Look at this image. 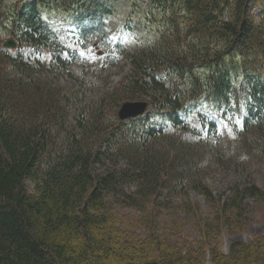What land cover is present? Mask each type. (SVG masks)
I'll use <instances>...</instances> for the list:
<instances>
[{
  "label": "trees",
  "instance_id": "obj_1",
  "mask_svg": "<svg viewBox=\"0 0 264 264\" xmlns=\"http://www.w3.org/2000/svg\"><path fill=\"white\" fill-rule=\"evenodd\" d=\"M19 1L0 0V32L48 48L50 60L0 45V264H264V235L232 241L225 253L219 240L243 230L246 199L264 207V190L249 177L232 180L223 198L206 181L211 165L248 173L262 153L264 9L252 14L262 0H147L161 18L150 11L153 39L114 52L125 75L85 100L60 85L74 56L36 12L42 2L70 13L78 0H34L22 14ZM135 100L150 114L118 119L119 105ZM193 100L204 110L182 119ZM225 129L233 144L222 142ZM190 190L207 213L195 210ZM161 193L181 195L174 212L185 214L156 230L153 219L168 208ZM126 209L139 214L138 234L120 218Z\"/></svg>",
  "mask_w": 264,
  "mask_h": 264
},
{
  "label": "rangeland",
  "instance_id": "obj_2",
  "mask_svg": "<svg viewBox=\"0 0 264 264\" xmlns=\"http://www.w3.org/2000/svg\"><path fill=\"white\" fill-rule=\"evenodd\" d=\"M4 1L9 2L11 0ZM86 1L89 3L90 0ZM100 1H103L106 5L105 8L112 13L106 21L107 31L109 35L111 33L110 44L106 43V45H102L99 41H96V43L92 41L87 47H80L82 54L80 63L71 66V76H65L59 81L61 86L69 89L71 93L73 92L77 98L81 100L94 98L105 90L116 86L125 75L128 68L127 65L122 68V65L112 64L110 56L115 51L112 45L120 42L126 49H133L134 46L146 44V41H149L153 37L156 29V25L148 20V16L152 14L150 11L154 12L157 16L158 9L155 7L149 9V3L146 0ZM263 9L264 0L261 1L258 7L253 8L252 14L255 17H259ZM51 17L54 19L56 18L55 15H51ZM156 20L160 22L161 18L159 14ZM93 44L95 46H93ZM43 53L46 54L47 51L44 50ZM47 56L46 54L44 58ZM122 63L123 61L120 64ZM149 113V111L146 112L143 118ZM223 134L225 138L229 139V141H226L228 139L225 140L223 138L222 142L224 144L230 142V138H232V142L234 141L233 135H230L228 129L223 130ZM262 143V153L260 156L257 155L255 162L248 167L250 168L248 173L247 171L243 174L233 173L223 169V166L219 168L216 165H211L206 181L213 189L214 194L221 195L224 198L229 194V191L226 189V185L229 181H244L248 177L253 179L255 183L264 190V138ZM226 155H230V152L227 151ZM206 165H208V162H206ZM27 184L30 185L29 183ZM165 195L166 194L161 193L158 197L159 200H165L167 202L168 208L167 211L164 212L166 214H160L156 219H153L154 222L152 225L156 226V230H162L165 223H168L170 218L175 219L185 214L183 209H178L177 213L174 212L183 201L181 195L172 197H165ZM188 199L194 203V208L198 213H207V211L212 208L205 201L202 194L194 190L188 192ZM254 201L252 202L250 199L244 201V204L250 205L251 208L249 209L248 217L246 218L247 222L243 230L237 229L231 234H226L225 232L221 234L219 240L221 242V250L224 253L227 252L228 246L232 241H248L251 237L264 235V207L261 203ZM153 207L154 211H156V206L154 205ZM121 214L122 216H120L119 212V216L123 219L125 227L130 230L137 229L136 232L138 234L140 232L139 229H141L139 226H142L138 217L139 214L135 210L130 209L124 210ZM187 216L189 219L186 222V229L192 228L189 222L195 219L190 214H187ZM189 236H192L189 240L192 241L195 235ZM205 264L210 263L206 261Z\"/></svg>",
  "mask_w": 264,
  "mask_h": 264
},
{
  "label": "water",
  "instance_id": "obj_3",
  "mask_svg": "<svg viewBox=\"0 0 264 264\" xmlns=\"http://www.w3.org/2000/svg\"><path fill=\"white\" fill-rule=\"evenodd\" d=\"M4 44L13 45L12 40L6 41ZM147 102L145 101H126L121 103L117 110V116L120 120L136 117L146 111Z\"/></svg>",
  "mask_w": 264,
  "mask_h": 264
}]
</instances>
